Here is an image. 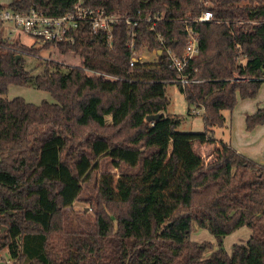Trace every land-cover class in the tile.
Returning <instances> with one entry per match:
<instances>
[{"label": "trees", "instance_id": "trees-1", "mask_svg": "<svg viewBox=\"0 0 264 264\" xmlns=\"http://www.w3.org/2000/svg\"><path fill=\"white\" fill-rule=\"evenodd\" d=\"M77 1L10 0L0 7L59 16ZM81 1L119 17L160 13L164 20L154 30L138 25L136 47L153 50L159 33L176 55L187 41L182 21L211 12L210 22L188 23L197 54L185 70L202 82L179 87L188 113L201 111L204 131L180 132L166 114V81L175 73L164 55L139 69L134 82L85 74L83 68L125 71L131 54L123 24L109 43L78 32L73 45L56 47L76 54L80 65L64 72L51 62L35 77L23 68L27 48L6 43L0 24V252L10 264H264V165L213 136L237 95L251 98L264 82V0ZM30 81L52 102L3 97L9 85ZM149 115L159 118L149 122ZM263 122L264 108L245 116L247 130ZM203 144L218 145L208 164L194 151ZM102 158L139 171L117 180L100 173L94 231L67 233L63 210ZM193 225L215 243L191 241ZM243 227L250 231L246 243L228 253L225 238ZM207 250L213 251L204 258Z\"/></svg>", "mask_w": 264, "mask_h": 264}, {"label": "rangeland", "instance_id": "rangeland-1", "mask_svg": "<svg viewBox=\"0 0 264 264\" xmlns=\"http://www.w3.org/2000/svg\"><path fill=\"white\" fill-rule=\"evenodd\" d=\"M10 0H0L1 5H7ZM11 33L12 43L27 48L25 55L23 56V68L31 74L32 77L39 75L43 68L51 62L62 64V71H66L68 66H79V57L73 52L61 53L56 46H47L29 39L23 34H19L18 31L9 29ZM2 37L4 41H8L5 37H8L6 30H3ZM146 60H150L146 58ZM165 96L168 101L166 114L179 121L177 130L185 133H201L204 131V125L201 120L200 110H191L188 113L189 106L187 105L183 94L179 87L175 84H168L165 86ZM4 98L11 100L16 97L23 98L26 102L33 104H40L42 101L52 102L48 93L39 91L35 88L33 81H30L25 86L9 85L7 93ZM260 107L264 108V82L260 84L255 96L251 98L236 97V102L232 110H223L221 112L224 117V122L221 126L213 129V136L217 140L231 144L238 150H245L248 147H261L264 145V132L256 133L252 135L254 131H257V127L264 126V122L257 125L251 130H247L245 127V116L255 112ZM106 123L110 124V118L107 117ZM262 126V127H263ZM251 135V136H248ZM211 147L210 153L204 152L200 154L197 149L196 154H200L205 164L212 162L215 158L214 151ZM208 146V145H207ZM206 147V151L209 150ZM249 152V151H248ZM264 155V151H261ZM263 155H261L263 157ZM139 171V166L135 169H129L124 165L115 168L111 161L102 158L99 162V168L96 172H92L88 181L82 185V190L79 198L72 204L71 207H67L63 210L62 225L63 229L67 233H90L94 231L95 214L97 211V192L96 183L100 173L105 172L111 174L115 180L123 173H135ZM249 231L244 228L243 231L239 230L237 233L227 236L224 240V248L229 253L233 244H244L240 238L243 237V233ZM190 240L195 242H214V238L203 229L197 228L193 225V229L190 235ZM213 250H207L204 253V258L208 257ZM10 261L6 251L0 252V263L10 264Z\"/></svg>", "mask_w": 264, "mask_h": 264}, {"label": "built area", "instance_id": "built-area-1", "mask_svg": "<svg viewBox=\"0 0 264 264\" xmlns=\"http://www.w3.org/2000/svg\"><path fill=\"white\" fill-rule=\"evenodd\" d=\"M164 19L160 13L146 15L145 17H119L114 14H108L103 9H93L85 6L81 0H78L72 7V10L64 15L48 16L34 9L26 13L14 12L8 8L0 7V24L6 30L8 37H5L6 43H12L11 33L9 29L18 31L29 39L36 41L42 45H73L78 32L88 31L89 34L95 36H103L104 40L109 43L113 28L123 24L126 27L128 37L127 48L131 57L127 68L120 75L110 74L107 72L83 68L87 76L102 77L108 81H126L134 82L139 80L137 75L139 69L150 65L152 68L157 65L161 55L169 65V69L174 71V77L168 81L169 84H175L184 88L186 85L198 84L202 81L190 77V73L186 72L187 64L197 54L196 36L192 29L188 26L189 22L204 23L212 21L210 11H202L200 15L192 20H183L187 41L183 52L176 55L169 47L165 45L164 38L158 33L155 34V42L157 47L149 50L147 45L140 48L136 47L135 38L137 36V27L143 22L148 30H154L156 25ZM160 51V55H158ZM149 58L150 60H146ZM3 264V263H0Z\"/></svg>", "mask_w": 264, "mask_h": 264}, {"label": "crops", "instance_id": "crops-1", "mask_svg": "<svg viewBox=\"0 0 264 264\" xmlns=\"http://www.w3.org/2000/svg\"><path fill=\"white\" fill-rule=\"evenodd\" d=\"M263 83V82H262ZM260 107H258L257 109H259ZM263 108V107H262ZM257 109L255 110V112L257 111ZM253 114V113H252ZM263 126V125H262ZM259 126L257 127V131H254L252 133V135L256 134V133H262L264 132V126ZM248 136H251V135H248ZM229 144V143H228ZM236 152H238L239 154L261 164V165H264V155L261 153V151H264V145H262L261 147L257 146V147H248V148H245V150H238L236 148H234L231 144H229ZM206 147H209V145L207 146V144H203V145H196L194 147V149H197L198 152L200 154H204V152H208L210 153L211 151V147H209V150L206 151ZM213 151H215L217 148H218V145H214V147H212ZM195 151V150H194ZM249 151V152H248ZM200 154H198L200 156ZM263 155V157L261 156ZM201 157V156H200ZM202 158V157H201ZM245 227L241 228L240 230L243 231ZM239 231V230H238ZM235 233V232H234ZM233 233V234H234ZM237 233V231H236ZM250 235V231H245V233H243V237L244 238H240L241 241L243 242L244 240L247 241L248 237Z\"/></svg>", "mask_w": 264, "mask_h": 264}, {"label": "water", "instance_id": "water-1", "mask_svg": "<svg viewBox=\"0 0 264 264\" xmlns=\"http://www.w3.org/2000/svg\"><path fill=\"white\" fill-rule=\"evenodd\" d=\"M160 51H158V55H160ZM19 57L16 56V59H18ZM159 118V115H149L146 117V120L151 122V121H154V120H157ZM243 242H246L245 240Z\"/></svg>", "mask_w": 264, "mask_h": 264}]
</instances>
